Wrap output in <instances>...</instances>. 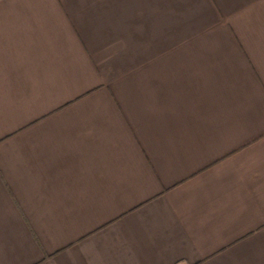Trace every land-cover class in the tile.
Here are the masks:
<instances>
[{"label": "crops", "instance_id": "1", "mask_svg": "<svg viewBox=\"0 0 264 264\" xmlns=\"http://www.w3.org/2000/svg\"><path fill=\"white\" fill-rule=\"evenodd\" d=\"M0 264H264V0H0Z\"/></svg>", "mask_w": 264, "mask_h": 264}]
</instances>
